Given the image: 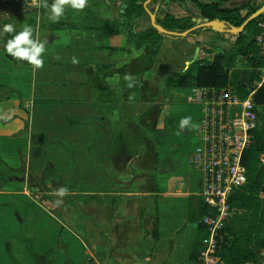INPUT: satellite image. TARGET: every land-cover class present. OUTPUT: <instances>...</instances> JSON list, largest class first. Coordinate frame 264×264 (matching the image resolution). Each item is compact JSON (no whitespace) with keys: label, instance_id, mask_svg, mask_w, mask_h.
<instances>
[{"label":"crops","instance_id":"obj_1","mask_svg":"<svg viewBox=\"0 0 264 264\" xmlns=\"http://www.w3.org/2000/svg\"><path fill=\"white\" fill-rule=\"evenodd\" d=\"M152 1L145 3L148 16L150 12L156 13L157 18L168 13L177 17L198 13L191 0H163L154 9L150 7ZM248 1L227 0L224 5L234 8ZM119 5V0H87L84 9L68 10L64 25L53 24L54 28L46 29L50 39L46 52L42 53L41 68L6 53L4 44L12 33L1 37L0 85L14 88L17 93L0 103V149L5 151V160L15 165L22 160L20 149L34 164L36 160H44L45 139L38 133V137H33L29 122L32 110L28 107L34 106L37 100L69 102L47 104L55 109L64 106L80 112L78 123L70 126L61 143L73 152L79 149L72 160L94 161L98 175L112 188L110 194L119 203L115 206L113 203V208L104 203L96 208L110 212L111 222L120 230L129 223L123 219L125 209L121 206L124 202L121 196L141 192L153 198L149 209L140 211L145 217L144 240L149 242L146 245L150 250L146 264H179L182 246L189 252L191 264L193 243L198 236L196 216L203 202L202 176L189 163L196 145L192 146L191 139L171 144L165 155L160 148L171 137H189L193 130L197 131L200 120H191L195 127L181 129L179 122L186 110L172 106L174 110L166 111L164 106L182 91L173 90L164 98L162 86L167 75L187 69L198 48L199 59L206 57L201 48L210 45L218 33H226L228 38L230 32L219 29L226 30L229 26L223 22L219 29L207 30L198 36L161 39L158 45L146 44L136 49L124 43V34L107 36L104 31L103 19L117 18ZM20 21L9 23L17 26ZM142 29L141 23L136 31ZM155 49L158 51L153 57ZM169 116L179 119L172 125L173 129L166 126ZM48 139L53 146L59 142L53 135ZM49 160L55 164L61 159L52 156ZM97 166L114 175L111 182L108 183L105 173ZM144 187L148 190H141ZM95 194L108 195L104 191ZM61 208L67 214L71 211L65 205ZM82 224L89 241L94 229L106 228L96 219ZM83 235L38 203L26 186L0 189V264H37L35 255L50 258V264H89L90 260V264H106L94 255L106 252L105 247L96 245L93 253Z\"/></svg>","mask_w":264,"mask_h":264},{"label":"trees","instance_id":"obj_2","mask_svg":"<svg viewBox=\"0 0 264 264\" xmlns=\"http://www.w3.org/2000/svg\"><path fill=\"white\" fill-rule=\"evenodd\" d=\"M148 0H122L121 8L117 18L114 20L103 19V28L107 36L126 34L128 37L127 46L141 49L146 44L158 45L161 39L181 38L179 36L164 35L150 26L146 30L136 31L138 21L147 15L145 3ZM163 0H153L150 7ZM194 2L198 13H189L186 16L177 17L168 13L158 18V23L165 29L173 32H185L196 25L195 19L203 18L209 21L219 20L229 27H240L253 13L264 5V0H249L239 7L230 8L225 6L227 0H191ZM123 5L127 8L123 10ZM67 10H74L70 5ZM47 29L54 28L52 26ZM212 28H200L189 34L187 37L198 36L204 31ZM264 31V13L252 21L242 33H218L214 41L203 46L201 50L206 53V57L200 58L187 69L179 70L176 73L167 75L162 86V95L168 98L173 90L190 93L195 87H217L224 88L228 85L240 96L246 98L253 89L255 82L262 81L264 74V49L257 43V37ZM235 38V39H232ZM125 51V48H121ZM219 50V52H216ZM158 51V50H157ZM157 51L153 52L156 57ZM214 56L210 57V55ZM0 88H8L9 94L0 96V103L10 99L13 93H17L13 88L0 85ZM258 107H264V83L254 97ZM66 101H36L35 104H65ZM139 105V102H137ZM190 110L184 116H190L191 120H196V115L200 109L188 102ZM166 126L173 129L172 125L179 122L178 117L169 116L165 120ZM29 123H27V127ZM110 141H112L110 139ZM264 118H261L260 125L252 132V140L246 150L242 169L246 180L244 184L236 190L230 198L232 216L222 230L223 240L218 242L217 249L211 257L212 264H245L256 254V248L264 249ZM97 161V160H95ZM108 165L111 167L110 160ZM99 164V162H98ZM99 167L106 175V180L112 181L114 175L107 172L105 168ZM54 177L53 168H49L42 178H35L34 185L42 186L44 191L50 193L47 179L51 181ZM7 180L10 181V178ZM81 184V186H80ZM83 174L78 169L75 177L67 187V204L78 213L79 220L93 219V215L82 214V204L89 202H101L112 205L117 199L110 194V190L104 192L108 195H98L90 192L82 186ZM80 186V187H79ZM32 191V189H31ZM33 192V191H32ZM94 193V194H93ZM49 197V194L45 195ZM196 221L198 222V236L196 237L191 252V264H201L199 260L200 252L203 249V240L207 236L204 226L200 223L202 217L209 213V208L200 203ZM75 230L83 227L72 226ZM94 251V250H93ZM96 255V254H95ZM101 254H97L96 257ZM37 264H50V258L35 255ZM264 264V263H263Z\"/></svg>","mask_w":264,"mask_h":264},{"label":"rangeland","instance_id":"obj_3","mask_svg":"<svg viewBox=\"0 0 264 264\" xmlns=\"http://www.w3.org/2000/svg\"><path fill=\"white\" fill-rule=\"evenodd\" d=\"M119 1L120 5L118 8L120 11L122 0ZM140 20L138 21L137 28L141 27V23L144 28L142 30H146L147 28L152 26L150 16H146L144 18H141ZM63 21L64 15L56 21L48 19V16L39 19L28 16L24 17L23 20L18 23L16 29L17 31H19L25 25H30L33 29L34 36L36 38H39L40 36V39L38 40L45 42L46 47L48 45L47 42L50 39L47 36L49 34L46 32V27L52 26L53 24L59 26L64 25ZM227 29L230 28L227 27ZM124 38L126 39L124 40V43L128 42V37L126 34H124ZM156 51L157 49L154 50V52ZM184 67H186L185 63H183V68ZM9 92L10 90L8 88H0V96L7 95L9 94ZM190 95L191 93H188L184 96L183 92H178L175 98H172V100L170 101H166L164 109L166 111L168 110V108L170 110H174L176 107L177 110H190V105L185 102L189 100ZM28 108L32 110L31 119L29 122L31 124V129L33 130V137L36 138L38 136H41L43 139H45L43 140L44 160H36V164H34L33 160L30 161L26 159V155H24L20 149L19 156L22 160H19V165H15L12 164L11 160H5V158L3 157L5 151L0 149V189L20 188L26 186L35 200L43 207L47 208L50 212H52L61 221L65 222L67 225L72 226L83 225L82 222L84 220L78 219V213L75 209H71L69 214L64 213V209L62 210L61 207H63L64 205L67 208L69 207L67 204L68 194L60 196L58 194V190L61 188H67L65 184L72 182L75 177V171L78 169L83 174L84 184H82V186L88 191L102 192L105 190H111L112 188L107 185V183H104V181H102V178L98 175V171L95 168L93 160H72L75 157L74 152L76 153L77 151H79V149H75L73 152L72 150L67 149L66 146L62 144L64 142V136H67V134L65 133L69 132L70 126L72 124H77L78 122L76 120L81 118L80 112L78 110L74 111L73 109L69 110L64 106H59L55 109V107L53 106L49 107L48 105L41 106L34 104V106L29 105ZM159 116L160 118H162L163 114H158V117ZM200 117L201 115L198 112L196 115V120L200 119ZM70 119H74V121L70 122ZM74 128H77V126H74ZM55 134L57 135L55 136ZM51 135H53L54 138L57 137L56 141H59L55 143L54 146L49 143L48 138L49 136L51 137ZM189 139H191L190 142L192 146L196 145L197 139L195 137L194 130L193 132H191V135H189V137L174 136L169 138L167 140L166 146L160 148V152L162 153V155H165V152L169 150L171 144H177L178 142L186 143ZM61 141L63 142L61 143ZM49 145L52 146L50 147ZM52 156H58L61 160H56L57 163L54 164V160H49L50 158H52ZM70 157L71 160L69 159ZM49 168H53L54 175H56L51 179V181L50 179H47V186L50 190V193H46L42 186L34 185V179L42 178ZM8 178H10V181L7 180ZM137 188L138 187L136 186L134 190L137 191ZM147 188L148 187H144L141 188V190H148ZM31 189L33 192L31 191ZM46 194H49V197H53V199L45 198ZM121 197H123L122 199L124 201L121 203V206L123 209H125L123 211V219L129 221L127 226L123 225L121 226L120 230H118V228L115 226L116 224L113 225V223L111 222L112 219L110 218V212L107 213L99 208H96L98 204L102 203L95 201L89 202V204L83 203L82 214L93 215V217L97 221L104 223L106 228H102L101 230L94 229L92 233L93 236H91L90 241L86 238V236L88 237V235L84 226V229L79 228L78 231L84 234L83 236L87 240L89 248L93 253L95 252L94 246L102 245L103 247H105L106 252H102L99 259H101V261H104L106 264H146V255L150 250H148L149 242L144 240L145 229L143 227V219L145 217L141 215V212L145 208L146 210L149 209L148 206L152 205L153 198L143 195L141 194V192H139V194H133L129 196L125 195ZM58 201L59 203H57ZM116 202L115 204H113L114 206L119 204ZM113 205H110L109 207L112 206L113 208ZM53 208L55 209V212ZM97 239H101V241L99 240V242L97 241ZM98 242L101 244H98ZM181 248V260L179 261V264H189V252L187 254L186 248L183 246ZM259 250L264 255V249L256 248V252ZM90 261L89 264L91 263Z\"/></svg>","mask_w":264,"mask_h":264},{"label":"built area","instance_id":"obj_4","mask_svg":"<svg viewBox=\"0 0 264 264\" xmlns=\"http://www.w3.org/2000/svg\"><path fill=\"white\" fill-rule=\"evenodd\" d=\"M257 43L264 49V31ZM263 83L264 74L244 99L230 85L197 86L190 92L188 101L200 109L201 117L189 163L202 176L201 198L209 208L200 221L207 232L199 257L201 264H212L211 257L224 238L221 232L233 214L230 198L246 180L242 162L252 132L264 118V107H258L254 101Z\"/></svg>","mask_w":264,"mask_h":264},{"label":"clouds","instance_id":"obj_5","mask_svg":"<svg viewBox=\"0 0 264 264\" xmlns=\"http://www.w3.org/2000/svg\"><path fill=\"white\" fill-rule=\"evenodd\" d=\"M33 4H38L40 0H32ZM70 5L71 8L82 10L87 4V0H54L50 6V19L53 21L59 20V18L65 12V5ZM44 8H48L47 0H43L41 5ZM12 33L13 35L4 44L6 53L16 58L17 60H26L29 64L35 66V68H41L44 65V56L42 53L46 52L45 42L39 41L33 33V29L30 25H25L21 30L17 31L16 25L13 23H6L0 27V37H4V34ZM132 84H129L131 87ZM185 126L195 127L191 124V117L185 116L180 119L179 127L181 129ZM58 194L63 196L67 194V188H61L58 190ZM59 203V201L57 202Z\"/></svg>","mask_w":264,"mask_h":264},{"label":"flooded vegetation","instance_id":"obj_6","mask_svg":"<svg viewBox=\"0 0 264 264\" xmlns=\"http://www.w3.org/2000/svg\"><path fill=\"white\" fill-rule=\"evenodd\" d=\"M49 7L44 8L41 5L43 0L38 4H33L32 0H0V27L3 24L13 21L23 20L24 17L42 18L47 17L50 19V6L54 0H47ZM65 5V13L68 11ZM62 15V16H63ZM262 249V248H261ZM264 255L259 251L250 258L245 264H263Z\"/></svg>","mask_w":264,"mask_h":264},{"label":"water","instance_id":"obj_7","mask_svg":"<svg viewBox=\"0 0 264 264\" xmlns=\"http://www.w3.org/2000/svg\"><path fill=\"white\" fill-rule=\"evenodd\" d=\"M150 1L151 0H148L146 4H148ZM126 8H127V5H123V9H126ZM263 13H264V5L259 10H257L255 13H253L240 27H231L228 30L219 29V25L221 26V24H223V22L219 20L209 21L207 19L198 18V19H195L196 25L193 28L185 32H182V33L169 31L165 29L162 25L158 24L156 13L150 12V18H151L152 27L158 30L161 34L180 36V37L185 38L189 36V34L195 30H198L200 28H208V27L212 29H219L220 31L230 32L233 34L242 33L252 21H254L256 18H258ZM1 41H2V38L0 37V42ZM199 53H200V48L197 49V52L194 55L193 59L187 63V68H189L190 65L194 64L197 60H199Z\"/></svg>","mask_w":264,"mask_h":264}]
</instances>
